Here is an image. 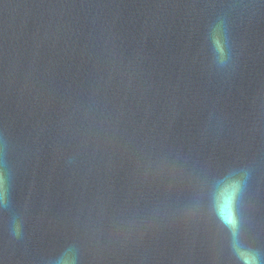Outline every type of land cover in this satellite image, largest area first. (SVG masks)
<instances>
[{"label": "water", "instance_id": "obj_1", "mask_svg": "<svg viewBox=\"0 0 264 264\" xmlns=\"http://www.w3.org/2000/svg\"><path fill=\"white\" fill-rule=\"evenodd\" d=\"M0 181V264H264V0H0Z\"/></svg>", "mask_w": 264, "mask_h": 264}, {"label": "snow or ice", "instance_id": "obj_2", "mask_svg": "<svg viewBox=\"0 0 264 264\" xmlns=\"http://www.w3.org/2000/svg\"><path fill=\"white\" fill-rule=\"evenodd\" d=\"M2 183V181H0ZM241 186L238 183L227 184L220 192L218 206L221 216L225 223L235 227L236 217L234 215V203L237 200V195L240 192ZM2 196V191H0Z\"/></svg>", "mask_w": 264, "mask_h": 264}, {"label": "clouds", "instance_id": "obj_3", "mask_svg": "<svg viewBox=\"0 0 264 264\" xmlns=\"http://www.w3.org/2000/svg\"><path fill=\"white\" fill-rule=\"evenodd\" d=\"M223 219V217H222ZM246 264H258V261L256 260L255 256L251 255V261H246Z\"/></svg>", "mask_w": 264, "mask_h": 264}]
</instances>
